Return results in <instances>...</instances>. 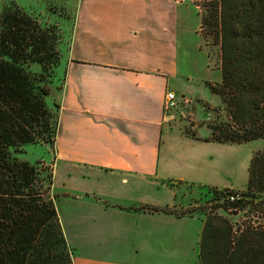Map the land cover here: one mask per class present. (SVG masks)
Here are the masks:
<instances>
[{
    "label": "crops",
    "instance_id": "1",
    "mask_svg": "<svg viewBox=\"0 0 264 264\" xmlns=\"http://www.w3.org/2000/svg\"><path fill=\"white\" fill-rule=\"evenodd\" d=\"M195 1L76 0L50 100L54 137L51 146L40 143L48 158L37 160L49 167L72 264H154L192 217L140 206L169 208L163 190L185 181L170 169L178 151L161 141L170 134L165 93L219 82L200 75L213 68Z\"/></svg>",
    "mask_w": 264,
    "mask_h": 264
},
{
    "label": "trees",
    "instance_id": "2",
    "mask_svg": "<svg viewBox=\"0 0 264 264\" xmlns=\"http://www.w3.org/2000/svg\"><path fill=\"white\" fill-rule=\"evenodd\" d=\"M199 6L202 36L212 35L218 46L219 82L206 85L225 108L201 141L262 139L263 146L249 159L245 188L225 190L221 202L179 211L140 208L202 216L195 264H264V0H202ZM56 39L51 26L19 7L0 10V264H72L49 196L50 171L39 176L34 164L16 157L25 145H52L56 115L44 97L58 58ZM31 62L39 72L27 69ZM216 208L245 210L247 220L234 224ZM257 216L262 220L250 219Z\"/></svg>",
    "mask_w": 264,
    "mask_h": 264
},
{
    "label": "rangeland",
    "instance_id": "3",
    "mask_svg": "<svg viewBox=\"0 0 264 264\" xmlns=\"http://www.w3.org/2000/svg\"><path fill=\"white\" fill-rule=\"evenodd\" d=\"M196 1L195 4L199 3ZM75 3L76 0H0V10L7 6H17L40 26H51L55 31L58 58L46 84L49 92L44 97L45 104L53 115H55V107L50 100L55 94V88L61 83L60 58L65 55L67 48ZM214 40L215 38L210 34L205 35L202 40L203 48L208 54L209 66L213 69L208 66L209 74L205 72L200 75L209 80L219 79V70L215 68L218 66V46ZM27 69L31 72H39L40 67L38 63L31 62ZM207 83L211 86L216 84ZM188 88L189 90L183 93L184 96L175 97L176 107L168 111L171 114L167 119L170 136L164 133L161 139L166 147H171L180 155L178 158L176 154V160L170 162L172 174L185 178L181 183H171L170 191L166 193L163 190L162 193L167 205L170 206L168 209L174 208L175 211L194 204V207L210 206L222 201L226 194L225 190H243L246 186L249 159L263 146L262 139L239 144L195 141H201L209 135L207 125L213 121L217 112L224 114L225 108L219 97L210 91L205 82L190 83ZM47 144L49 145L48 142ZM16 157L34 164L39 169V176H44L50 171L47 164L37 161L48 158L47 147L43 144L25 145ZM214 195L219 198L211 199ZM213 211L227 217L234 224L247 220L245 210L225 211L216 208ZM201 218L200 215L184 218L179 225V236L177 237L178 233H174L164 244L163 251L156 252L154 264H195ZM250 219L255 220V223L262 220L260 216Z\"/></svg>",
    "mask_w": 264,
    "mask_h": 264
},
{
    "label": "built area",
    "instance_id": "4",
    "mask_svg": "<svg viewBox=\"0 0 264 264\" xmlns=\"http://www.w3.org/2000/svg\"><path fill=\"white\" fill-rule=\"evenodd\" d=\"M174 3H178L180 2L181 0H170ZM197 6H198V3H197ZM176 107V103H175V95L173 92L171 91H167L165 93V96H164V100H163V110L165 112H168L172 109H174ZM233 198H237V195L234 194V195H229L228 196V199L229 200H232Z\"/></svg>",
    "mask_w": 264,
    "mask_h": 264
}]
</instances>
